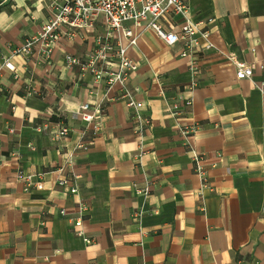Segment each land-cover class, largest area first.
<instances>
[{
  "label": "crops",
  "instance_id": "crops-1",
  "mask_svg": "<svg viewBox=\"0 0 264 264\" xmlns=\"http://www.w3.org/2000/svg\"><path fill=\"white\" fill-rule=\"evenodd\" d=\"M49 1L0 0V65L1 55L47 21ZM185 1L193 21L214 19L205 28L215 48L201 42L196 71L190 57L179 56L180 44L168 46L150 29L129 48L138 65L130 85L153 127L141 165L119 85L100 91L101 130L82 136L77 111L94 105V85L89 74L67 68L65 56L85 58L101 27L60 41L48 62L17 56L14 73L3 69L0 264H264V0ZM180 22L168 16L164 26ZM227 56L255 64L253 76L237 79ZM194 81L193 110L172 117L168 103L188 98ZM192 119L200 124L207 186L177 129ZM61 125L73 131L55 140ZM83 141L88 149L76 150L73 164L58 171ZM19 171L45 174L28 184ZM73 174L77 194L56 185ZM147 180L150 195L137 194L133 185L143 188ZM79 201L89 206L83 236L75 233Z\"/></svg>",
  "mask_w": 264,
  "mask_h": 264
},
{
  "label": "built area",
  "instance_id": "built-area-1",
  "mask_svg": "<svg viewBox=\"0 0 264 264\" xmlns=\"http://www.w3.org/2000/svg\"><path fill=\"white\" fill-rule=\"evenodd\" d=\"M49 17L42 27L32 36L26 38L22 43L11 49L7 56L1 55L0 81L3 69L11 72L16 71L15 57L24 59L38 55L42 60L48 62L52 58L57 43L65 39H73L77 36H85L97 27L102 31L95 37V49L85 58H78L67 54L65 65L67 68H77L80 77L91 76L94 85L93 95L95 103L79 106L77 114L85 125L82 136H86L88 130L99 132L101 126L96 121V115L101 109L103 98L100 91H110L114 86L121 87L122 98L126 100L127 106L132 111V129L138 139L141 150L139 158L135 160L136 165H141L143 156L148 152L145 145L147 137L153 135L151 116L143 111V105L137 100V90L130 85L133 73L138 70V65L129 55V48L137 45L140 35L152 30L168 46L175 47L180 44L179 56L190 57L193 71H196L195 56L201 49V42L205 49L215 48L211 42V31L205 28L214 21L213 18L204 22H195L190 17L189 7L185 0H50L48 2ZM168 16H179L181 22L170 29L164 26V20ZM126 41V44H124ZM236 66V77L239 80L249 79L254 74L255 64L247 65L227 56ZM17 78V76H16ZM197 83L194 81L189 86L191 95L181 102L168 103V111L172 117H177L183 112L192 111L194 108V92ZM264 91V82L261 84ZM200 128L198 121L193 120L177 124V129L185 139V149L191 158L193 170L202 178L203 186H207V169L204 165V154L197 143V133ZM36 130H42L38 127ZM72 129L60 126L54 134L55 140L67 138ZM88 149L83 141L77 148L67 155L65 164L58 169L63 171L66 166L73 164L75 151ZM45 173L25 175L18 173V179L30 184L33 178L43 176ZM77 175L69 178L67 176L57 179L56 185L66 192L77 194L75 180ZM152 181L147 180L145 187L140 188L135 183L133 189L137 194L148 196L151 193ZM36 188L43 189V183L37 182ZM78 218L75 222V233L83 236L82 227L84 218L89 213V206L79 201L77 205ZM60 213L65 216L66 212ZM41 225L44 222L41 221ZM87 244L91 240L85 239Z\"/></svg>",
  "mask_w": 264,
  "mask_h": 264
}]
</instances>
